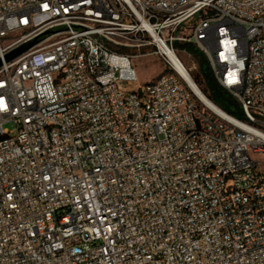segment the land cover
I'll use <instances>...</instances> for the list:
<instances>
[{
    "label": "built area",
    "instance_id": "1",
    "mask_svg": "<svg viewBox=\"0 0 264 264\" xmlns=\"http://www.w3.org/2000/svg\"><path fill=\"white\" fill-rule=\"evenodd\" d=\"M0 62V264H264V0H0Z\"/></svg>",
    "mask_w": 264,
    "mask_h": 264
},
{
    "label": "trees",
    "instance_id": "2",
    "mask_svg": "<svg viewBox=\"0 0 264 264\" xmlns=\"http://www.w3.org/2000/svg\"><path fill=\"white\" fill-rule=\"evenodd\" d=\"M177 47L192 55L198 64L199 75L193 79L202 93L225 112L243 118L239 103L218 84L205 55L193 43L177 44Z\"/></svg>",
    "mask_w": 264,
    "mask_h": 264
},
{
    "label": "rangeland",
    "instance_id": "3",
    "mask_svg": "<svg viewBox=\"0 0 264 264\" xmlns=\"http://www.w3.org/2000/svg\"><path fill=\"white\" fill-rule=\"evenodd\" d=\"M198 18H199V15H197L194 18V21L198 20ZM181 44H183V43H180V45ZM177 51H178L179 59L181 60L183 65L186 67V69H188V71H190L191 76L193 78L198 76L199 75V67H198V64L196 63V61L194 60L193 56L190 55L185 50L180 49L178 47H177ZM140 52L143 54V56H140V57L133 59V64H134V67H135V70H136V73L138 76V80H139L140 84H145L147 82H153L163 72L164 66H163L161 60L157 56L146 54L147 52H149L148 49H143ZM127 53L132 55V54L137 53V51H127ZM200 89H201V87H200ZM5 127L8 128L9 130L12 129V126H10V125H6ZM252 157L255 160L264 161V157H260L258 155H254V154H252Z\"/></svg>",
    "mask_w": 264,
    "mask_h": 264
},
{
    "label": "water",
    "instance_id": "4",
    "mask_svg": "<svg viewBox=\"0 0 264 264\" xmlns=\"http://www.w3.org/2000/svg\"><path fill=\"white\" fill-rule=\"evenodd\" d=\"M34 42H29L26 44H23L16 49L12 50L9 54L6 55L5 60L6 61H11L14 58L20 56L21 54L25 53L29 48L33 46ZM1 65V62H0Z\"/></svg>",
    "mask_w": 264,
    "mask_h": 264
},
{
    "label": "bare ground",
    "instance_id": "5",
    "mask_svg": "<svg viewBox=\"0 0 264 264\" xmlns=\"http://www.w3.org/2000/svg\"><path fill=\"white\" fill-rule=\"evenodd\" d=\"M191 86L193 87V89H195L196 92H198V90L194 87L192 83H191Z\"/></svg>",
    "mask_w": 264,
    "mask_h": 264
}]
</instances>
